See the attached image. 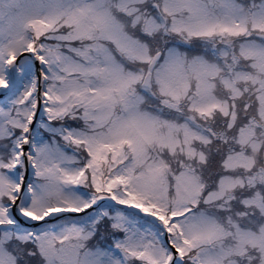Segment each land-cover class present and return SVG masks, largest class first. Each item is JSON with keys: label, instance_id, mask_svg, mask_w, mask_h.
I'll use <instances>...</instances> for the list:
<instances>
[{"label": "snow or ice", "instance_id": "6c2138e0", "mask_svg": "<svg viewBox=\"0 0 264 264\" xmlns=\"http://www.w3.org/2000/svg\"><path fill=\"white\" fill-rule=\"evenodd\" d=\"M0 264H264V0H0Z\"/></svg>", "mask_w": 264, "mask_h": 264}]
</instances>
